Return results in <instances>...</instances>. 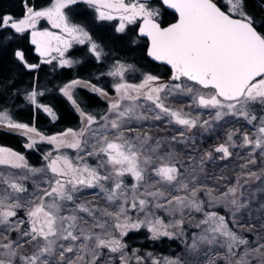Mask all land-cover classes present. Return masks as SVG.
<instances>
[{"label": "snow or ice", "instance_id": "1", "mask_svg": "<svg viewBox=\"0 0 264 264\" xmlns=\"http://www.w3.org/2000/svg\"><path fill=\"white\" fill-rule=\"evenodd\" d=\"M78 3L94 8L100 20H118L117 32L123 33L127 25L139 20L138 35L146 37L149 42L147 56L169 66L172 81L190 83L153 86L159 78L151 74H146L139 84L117 82V97L111 100L108 113L101 115L103 123L80 108L73 98L72 89L76 86L91 87L93 92L105 98L107 93L79 80L66 85L61 91L79 113L83 126L78 131L69 129L60 136L47 138V142L56 145L57 149L68 147L78 153L75 160L66 155L52 158L49 153L45 159L49 161L46 169L52 173L51 177L47 176L45 168H30L22 155L0 147V166L26 169L32 175L45 173L41 183L36 184L31 198L23 203L21 194L28 189L18 180L28 177L14 179L12 174L0 173V185L6 186L0 188V250H3L0 252V264H113L117 257L119 264H127L124 253L126 245L116 237L113 229L123 237L130 230H139L146 225L153 239L161 235L171 238L173 234L167 229H182L183 220L166 225L160 218L151 219V213H145L144 219L133 221L126 205L138 212H145L150 206L170 212L180 211L181 216L185 208L204 211V202L197 199L201 187L195 184L196 178L190 181L193 184L191 190L189 182L180 179L183 164L178 159L180 152L176 145L184 141L177 136L153 138L142 128L129 125H139L147 120L161 121L167 117L170 124L188 129L197 127L200 124L198 118L165 103L167 97L172 95H191L195 106L215 110L214 119L217 121L225 116H233L242 117L251 124L258 120L254 106L264 111V23L258 24L256 18L246 10L245 0H220L219 3L217 0H161V6L173 10L177 17L166 27L157 20L160 10L151 7L147 0H54L51 6L41 9L29 6L25 0L22 18L0 14V45L12 38L5 29L14 30L16 34L32 29L31 43L39 56L44 58L41 63H51L56 57H48L56 52L60 66L71 67L73 61L64 56L73 42H87L89 51L99 61L104 55L103 49L91 39L83 26L71 24L65 12ZM40 19H46L67 38L52 32L36 31ZM14 55L25 68L33 70L38 67L27 63L23 51L16 50ZM130 67L116 62L107 74L124 81V74ZM161 93H165V96L162 97ZM38 95L43 93L33 90L26 99L41 108L37 103ZM141 99L150 101L154 107L141 111L143 105L137 103ZM124 101L128 103L123 105ZM43 111L56 119L50 107L44 106ZM94 124H98V127L93 128ZM204 124H208V121H203L200 126ZM0 125L20 130L25 135L34 134L40 140L45 139L34 127L14 122L7 112H0ZM233 134H228L229 141ZM179 136L184 137L185 133L180 132ZM242 146L259 149L264 155V117L259 118L254 138L243 134ZM27 147L31 148L32 143ZM215 151L222 153L223 158L230 156L224 144L217 146ZM81 152L95 158V166L87 163L79 155ZM205 158L211 159V153L201 157V164ZM249 163L255 164L256 161L252 159ZM241 167L246 168L247 165ZM146 173L157 179L152 184L146 183ZM126 176L131 177L130 186L125 184ZM261 176H264V169L260 173L250 172L248 179L254 177L260 180ZM157 185L168 187L162 189ZM242 187L238 177L236 184L228 187L223 194L224 197H231L227 203L232 206L229 210L234 218L237 213L249 208L248 203L236 196ZM86 188L98 189L94 195L102 194L107 205L116 210H110L108 206L101 208L78 196ZM166 191H184L189 195H174L168 199ZM257 193L264 194V187H258L247 199L254 200ZM206 195L209 203L218 199L213 197L211 189ZM173 204L175 208H166V205ZM21 208H25L27 220L13 221L17 209ZM260 209H264V199L260 201L257 211ZM204 217L199 224H210L205 231L211 235H201L200 243L211 245L216 242L217 236L225 237L230 241L229 252L236 244H248L247 240L229 229L224 216L204 212ZM25 223L28 225L26 228L23 227ZM9 232L17 233V238L11 239ZM261 249H264V243L251 251L246 249L236 264H250L246 257L252 252L259 253L261 264H264ZM190 250H197L196 240ZM153 264L159 262L153 261ZM165 264H181V261L179 258L166 260ZM207 264H215V261L209 259Z\"/></svg>", "mask_w": 264, "mask_h": 264}, {"label": "rangeland", "instance_id": "2", "mask_svg": "<svg viewBox=\"0 0 264 264\" xmlns=\"http://www.w3.org/2000/svg\"><path fill=\"white\" fill-rule=\"evenodd\" d=\"M49 6H51V4ZM41 20H45L46 22H48L46 19H40V21ZM70 23L77 25L73 22ZM37 31L52 32L55 35H61L64 36V38H67L66 34L62 33L60 29L54 28L50 23L48 29H42ZM88 34L91 37L90 33ZM76 44L78 43L73 42L72 46L65 52V56H64L65 59H68L66 58L67 52ZM85 44L88 43L86 42ZM52 57H56V59H52V61L56 60L58 62V65H60L59 57L56 52H52L51 56L48 58L51 59ZM116 62L123 63L121 61H116ZM115 64H113V66ZM113 66L109 71L113 69ZM128 71L130 72L132 71V69L129 68ZM128 71H126L125 74ZM125 74H124V81H119L118 77L115 78L112 77L111 93H107V91H104L97 84L91 85L100 88L107 93V98L101 96L104 99V101L107 102V110L103 112L89 113L93 115L97 119V121H99V123H103V121L100 120L101 115L108 113L111 100L117 97V93L115 91V84L117 82L139 84L144 79L143 77L140 80L138 79L137 82L129 81L128 75ZM174 83H190V82L181 81ZM82 84H88V83L82 82ZM160 84L171 85V83L168 84L167 80H163L160 77L158 81L154 82L153 86H157ZM86 88L91 89V87H86ZM73 91L74 88L72 89V94ZM160 95L164 97L165 93H161ZM122 103L123 105H126L128 102L124 101ZM137 103L143 105V108L140 109L141 111H143L148 107H154V105H152L150 101H146L144 99H141ZM165 103L174 109L175 108L182 109L183 112L190 114L191 117L193 118H198L200 124H202L203 121H208V124H204L203 126H200V124H198L197 127L188 129L185 127L178 126L175 123H171V124L168 123L167 117H165L161 121L147 120L139 125L133 123L129 125V127H140L145 132H147V134L151 135L153 138H161V137L171 138L172 136H177L178 139H182L184 141V143L176 145L177 150L180 152V156L178 159L183 164V167H181L180 169L181 171L180 179L184 180L185 182H189V190H191L193 184L190 181L192 180V178H196L195 184L201 187V191H199L197 195V199L202 200L204 202V211L196 212L194 210L185 208L183 210V216H181L180 211L170 212V211H166L164 208H156L154 206H150L149 208L145 209V212H138L137 210H132L130 208V205H126V207H129L128 214L132 217L133 221L137 219H144L145 213H151L150 215L151 219H155L157 217L160 218L166 225L173 224L176 220L179 219L183 220L182 229L175 227H169L167 229L170 233L173 234L171 237L179 238L183 244V249L175 256H166V255L164 256L162 254L155 255V253H153L152 250H146L141 253L137 250L130 251L127 249V245H128L127 242H124L125 241L124 236L120 237L119 232L115 229H113L112 231L116 235V237L121 239V242L126 245L124 249V253L127 257V264L132 262L130 261V259H133L134 262L136 261L137 264H149L150 263L149 261H158L159 264H165L166 260H175L177 258H179L181 264H207L209 259L214 260L215 264H236V261H238L244 255L246 249L251 251V249L258 247L259 244L262 243L260 241H256L255 246H253L252 248H244L237 252L235 251L237 244L234 246V248H232L231 252H229L228 244L230 243V241L227 238L221 236H217L216 242L211 245L207 243H200L199 238L201 235H211V234L205 231L210 227V224H199V222L205 218L204 212L211 213L214 212L211 210L212 208L216 209L222 207V210L226 214L225 216L222 213L221 214L225 217V220L228 222L229 229L233 231L237 236L239 237L241 236L240 233L241 231L243 233L245 231H252L254 234H256L258 238H260V240H264V226H262L264 225V221L262 220L264 215V209H260L259 211H257V209H259L260 206V201L264 199V194L257 193L256 198L251 201L247 199V197L252 192H255L258 187H264V176H261L260 180H256L254 177L248 179V175L250 172L260 173L261 170L264 169V155H261V150L259 149H253L251 146H242L244 133H247L250 137L253 138L255 137V134L257 133V128L259 126V118L264 117V111H261L258 106H254L255 108L254 114L257 115L258 120L250 124L248 123L247 120H245L242 117H233V116H225L223 119L217 121L214 119L215 110L204 109L195 106L194 99L191 95L168 96L167 99L165 100ZM0 112H7L9 117L13 120V117L10 115L8 111H0ZM82 126L83 125H81V127ZM0 127L9 130V128L3 125H0ZM92 127L96 128L98 127V124H94L92 125ZM13 131L22 134L20 130H13ZM180 132H184L185 136L180 137L179 136ZM230 132L234 133L231 141L228 140V134ZM136 134L137 133H131V135H136ZM22 135L26 137L29 143L33 142V140L38 143L43 142L49 147L52 146V149H56L57 151L54 152V154L50 153L52 158H55L57 155L60 156L66 155L73 160L77 158L78 153L76 150L74 151V149L72 148L70 149L68 147L62 149H60L61 148L60 147L59 149H57L56 145L47 142L48 137H46L43 134L40 135L45 137L44 140H40V138L35 137L34 134H28V135L22 134ZM221 144H224L225 146L228 147L230 156L223 158L222 153H218L215 151V148ZM206 153H211L212 158L211 159L205 158L203 164H201V157L205 156ZM48 154L49 152L48 153L45 152L43 155L38 154V156H40L39 159L40 161L38 165H34L33 163L31 164L26 159L25 156L23 155L22 156L24 157V161L27 163V165L30 168H45L47 176L51 177L52 173L50 171H47L46 169V165L48 164L49 161L46 160L45 157ZM74 154L75 157L73 156ZM79 155L83 156L84 159L87 161V163H89L92 166H95L96 164L95 158L86 156L84 152L79 153ZM252 159L256 161L255 164L249 163V161ZM241 165H247V167L242 168ZM0 173L12 174L14 179L24 176L28 177L27 179L18 180L19 183H22L28 189L26 193L21 194L22 203L25 199L31 198V194L36 190L35 189L36 184L41 183V179L45 175V173L32 175L31 173L27 172L26 169H13L9 166H0ZM238 177H239V182L241 185H243V187L238 189L236 196L244 200L245 203H248L249 208L242 210L240 213H237L236 217L234 218L232 212L229 210L232 206L227 203L228 199H230L231 197L230 196L224 197L223 194L227 192L228 187L234 186L236 184ZM218 178H222V179H218ZM145 179H146V183L152 184L153 181L157 178L151 176L150 173H146ZM124 181L125 184L129 186L132 183L131 177H127V176L124 177ZM41 186L46 187V185L43 184H41ZM4 187L6 186L0 185V188H4ZM156 187L167 189L168 186L157 185ZM209 189L213 190V197L218 198L214 203H209V197L206 195V192ZM98 191H99L98 189L86 188L83 190L82 193H79L78 196L82 197L85 201H92L94 204L99 205L101 208L108 206L110 210H116L112 206L107 205L106 200L102 198V194L100 196L94 195V193H97ZM141 191H143V189H141ZM241 193H243L244 195L241 196ZM165 194L168 199H171V197L174 195H183V196L189 195L188 192H184V191H180V192L166 191ZM129 200H131V195H129ZM161 203H166V202L161 201ZM175 207H176L175 204L166 205L167 209H173ZM205 208L208 210H206ZM17 211H24L25 214V208L17 209ZM17 219L25 220L24 215L20 217L12 218L13 221ZM109 222L111 223V221ZM198 224L199 227H197ZM140 229L145 230L148 228L145 225L142 226ZM131 231L133 230H130L128 233H130ZM147 234H148L147 236L153 239L152 233L148 231ZM8 235L11 239H15L17 238L18 234L14 232H9ZM143 236L145 235L141 234L140 237ZM161 236H159L158 239H160ZM194 240L197 241V250H190V246ZM2 251L3 250H0V252ZM261 252H264V249H261ZM231 253H233V255H230ZM246 259L250 261V264H261L262 258L260 257L259 253L252 252L250 256L246 257ZM118 261L119 259L117 257L113 261V264H117Z\"/></svg>", "mask_w": 264, "mask_h": 264}, {"label": "trees", "instance_id": "3", "mask_svg": "<svg viewBox=\"0 0 264 264\" xmlns=\"http://www.w3.org/2000/svg\"><path fill=\"white\" fill-rule=\"evenodd\" d=\"M26 2L33 8L41 9L49 6L54 0H26ZM217 2L219 3L220 0ZM147 3L160 10L157 20L162 25L176 20L175 13L162 8L159 0L147 1ZM24 4L25 0H0V14H11L14 18H22L25 12ZM245 5L246 10L256 18L258 24L264 23V0H245ZM65 12L70 22L83 26L90 33L92 40L103 49L104 55L98 61L89 51L88 44H76L66 54V58L73 61L71 67H61L56 60L51 63H41L44 58L37 57L34 47L30 45L32 29L23 34H16L14 30L5 29V32L9 33L12 38L0 45V111H8L14 122L34 127L41 135L48 138L59 136L69 129L79 130L82 125L81 117L72 103L63 95L61 89L72 81L79 80L89 85L97 84L107 93H111L112 76L107 73L116 61L131 65L132 71L125 74L128 75L129 81L137 82L146 74H151L167 80L168 84L174 83L169 81L171 73L165 65H158L147 58L148 41L138 35L139 20L133 25H128L121 33L116 31L118 21L98 19L96 10L87 4L78 3L66 9ZM48 27V22L39 20L35 30L48 29ZM16 50L24 52L27 63L38 65V67L33 70L25 68L15 57ZM33 90L43 93L37 96L41 108H37L26 99V96ZM73 98L88 114L107 110V102L90 88L74 87ZM44 106L52 109L56 119L43 111ZM31 143L32 147H27L29 141L22 134L0 127V146L25 156L31 164H39L38 154L43 155L45 152L54 154L57 151L43 142ZM62 148L66 147L60 149ZM73 156L75 157V154ZM211 210L219 216L226 214L222 207ZM23 215L26 221L24 211H17L16 217ZM262 220L264 221V215ZM27 226L26 223L23 225L25 228ZM147 233L148 229H140L125 235L124 242L128 244L127 249L137 250L140 253L152 250L155 255L164 256H175L183 249L179 238L162 235L160 239H151ZM240 233V237L247 240L248 244H237L236 252L244 248H252L256 241L264 243V240H260L252 231L244 233L241 231ZM141 234L145 236L140 237ZM130 261L132 262L129 264H137L133 259ZM149 262L153 264V261Z\"/></svg>", "mask_w": 264, "mask_h": 264}, {"label": "water", "instance_id": "4", "mask_svg": "<svg viewBox=\"0 0 264 264\" xmlns=\"http://www.w3.org/2000/svg\"><path fill=\"white\" fill-rule=\"evenodd\" d=\"M147 1H153V0H147ZM160 1V3H161V0H159ZM162 8H164L165 10H169V11H171V12H173L174 13V11L173 10H171V9H167L166 7H162ZM176 15V14H175ZM177 18V17H176ZM159 22V21H158ZM173 22H175V21H173ZM173 22H170L169 24H171V23H173ZM139 24H140V21L138 22V25H137V31H138V26H139ZM169 24H167V25H162V26H168ZM141 38H143V39H145L146 41H148L147 40V38L146 37H141ZM149 43V42H148ZM30 45L31 46H33L34 47V53H35V55L37 56V57H40L39 56V54L36 52V47H35V45H33L32 43H31V36H30ZM146 52H147V48H146ZM40 58H42V57H40ZM147 58H149L151 61H153L150 57H148L147 56ZM154 63H157L158 65H160V63L159 62H156V61H153ZM164 65V64H163ZM169 70H170V73H171V69H170V67L169 66H167V65H165ZM169 81L171 82L172 80H171V74H170V76H169ZM173 82H177V81H173Z\"/></svg>", "mask_w": 264, "mask_h": 264}]
</instances>
